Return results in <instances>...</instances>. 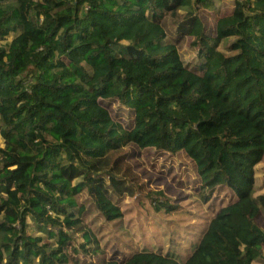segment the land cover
Segmentation results:
<instances>
[{
  "label": "trees",
  "instance_id": "obj_1",
  "mask_svg": "<svg viewBox=\"0 0 264 264\" xmlns=\"http://www.w3.org/2000/svg\"><path fill=\"white\" fill-rule=\"evenodd\" d=\"M260 218L264 0H0V264H264Z\"/></svg>",
  "mask_w": 264,
  "mask_h": 264
},
{
  "label": "rangeland",
  "instance_id": "obj_2",
  "mask_svg": "<svg viewBox=\"0 0 264 264\" xmlns=\"http://www.w3.org/2000/svg\"><path fill=\"white\" fill-rule=\"evenodd\" d=\"M143 210L142 208L136 209ZM141 216L138 221H134L137 225L134 227L135 231L137 230V227L145 226L146 223L143 221L144 219L148 222L149 219L152 217V212L148 215H144L140 213ZM33 227L35 228L36 223L31 220ZM258 224L260 225L261 229L264 231V219L260 218L258 220ZM160 231L166 232L164 226H160ZM34 233L36 235L42 234L41 231L38 229H35ZM139 236V232L137 233ZM165 237H160L159 241L156 242L157 245H159L162 241H164ZM153 240H149L147 243L143 244L140 243V248L146 247V250H140L133 254L129 259L127 260H114L111 262H107V264H182L181 260L177 257L176 251L172 253V248H168V246L164 245L162 249H159V247L156 245ZM180 249V248H178ZM179 252V251H177ZM93 264H102L101 262L93 263ZM211 264H214V262H211Z\"/></svg>",
  "mask_w": 264,
  "mask_h": 264
}]
</instances>
